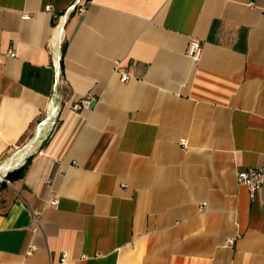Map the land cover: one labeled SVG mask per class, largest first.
Wrapping results in <instances>:
<instances>
[{
    "label": "crops",
    "instance_id": "1",
    "mask_svg": "<svg viewBox=\"0 0 264 264\" xmlns=\"http://www.w3.org/2000/svg\"><path fill=\"white\" fill-rule=\"evenodd\" d=\"M74 1L0 0V162L47 111ZM78 6L57 123L0 187V264H264V191L236 179L264 158V0Z\"/></svg>",
    "mask_w": 264,
    "mask_h": 264
},
{
    "label": "built area",
    "instance_id": "2",
    "mask_svg": "<svg viewBox=\"0 0 264 264\" xmlns=\"http://www.w3.org/2000/svg\"><path fill=\"white\" fill-rule=\"evenodd\" d=\"M78 1L79 0H75L74 4L68 7L65 10V12L62 13L57 18V22L54 27V34L50 38V42H49V47L52 51L51 64H52L53 71H54L53 93L48 103L47 111L42 121L37 125L32 138L22 148H24L28 144H31L30 147H32L37 142H41L46 136H48L49 132L54 128L59 118L60 98L58 94L56 93V91H57L59 84L62 82V71H61V64H60V48L64 42V38H65L64 37L65 36L64 26H65V23H66V20L69 14L74 10L75 7L77 8V11L79 13H82L84 11L83 6H78ZM45 10L48 12H51V7L47 5L45 7ZM24 17L28 18L29 16L24 15ZM54 48L56 49V51H53ZM200 51H201V48L197 42L192 41L189 43L188 48H187V55L193 58H197L200 54ZM6 54L8 56H14L13 48L9 47ZM127 78H128L127 75H122L123 81H126ZM91 101H92V97L90 95L81 96L73 102V104L71 105V109L78 110L79 108L83 106H88ZM42 130L45 132L44 135L41 134ZM180 145L182 146V148H184L186 146L185 141H181ZM4 161H1L0 164H2ZM23 164H24V161L17 167L13 169H9L7 173L9 171L19 168ZM5 177L3 178L2 181H6L8 183L9 181L6 180ZM236 179L239 184L245 185L247 187L250 195H253L255 191L260 190V189L264 191V158H263V162L258 167H247L245 169L239 170L236 174ZM55 203H56V200H53L52 204H55ZM200 208L202 209L203 206L201 205ZM28 253H30V250L28 251ZM65 258H66V254L63 253L61 260L64 261Z\"/></svg>",
    "mask_w": 264,
    "mask_h": 264
},
{
    "label": "bare ground",
    "instance_id": "3",
    "mask_svg": "<svg viewBox=\"0 0 264 264\" xmlns=\"http://www.w3.org/2000/svg\"><path fill=\"white\" fill-rule=\"evenodd\" d=\"M44 133L45 132L42 130L41 134L44 135ZM30 146L22 148L21 150L15 152L12 156L7 158L2 164H0V178L3 176V174L5 175L7 173V171L12 168L11 166H13V165L16 166L18 164L16 162H18L19 159L22 158L21 160H23V159H25L27 157V154L29 153V150L31 148ZM19 155H22V157L19 156ZM3 178L0 181H2Z\"/></svg>",
    "mask_w": 264,
    "mask_h": 264
},
{
    "label": "trees",
    "instance_id": "4",
    "mask_svg": "<svg viewBox=\"0 0 264 264\" xmlns=\"http://www.w3.org/2000/svg\"><path fill=\"white\" fill-rule=\"evenodd\" d=\"M24 169H25V164H23L22 166H20V167L17 168V169H14V170H12V171H9V172L6 174V179H7L8 181H12V180H14V179L20 177V176L22 175Z\"/></svg>",
    "mask_w": 264,
    "mask_h": 264
},
{
    "label": "rangeland",
    "instance_id": "5",
    "mask_svg": "<svg viewBox=\"0 0 264 264\" xmlns=\"http://www.w3.org/2000/svg\"><path fill=\"white\" fill-rule=\"evenodd\" d=\"M19 156L22 157V155H19ZM21 159H22V158H21ZM21 159H19V161L16 162V163H18L16 166H15V165L11 166V167H12L11 169L17 167L18 165H20V164L24 161V160H21ZM20 160H21V161H20ZM14 166H15V167H14ZM5 175H6V174H5ZM5 175H3V177H4ZM3 177H1L0 180H1ZM5 179H6V177H5ZM6 180H7V179H6ZM3 184H7V182H6V181H2V182L0 181V187H1Z\"/></svg>",
    "mask_w": 264,
    "mask_h": 264
}]
</instances>
